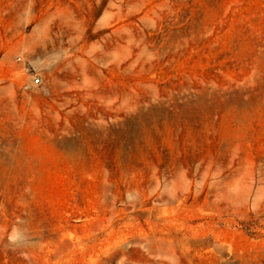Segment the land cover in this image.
I'll use <instances>...</instances> for the list:
<instances>
[{
	"label": "rangeland",
	"instance_id": "rangeland-1",
	"mask_svg": "<svg viewBox=\"0 0 264 264\" xmlns=\"http://www.w3.org/2000/svg\"><path fill=\"white\" fill-rule=\"evenodd\" d=\"M0 264H264V0H0Z\"/></svg>",
	"mask_w": 264,
	"mask_h": 264
},
{
	"label": "built area",
	"instance_id": "built-area-1",
	"mask_svg": "<svg viewBox=\"0 0 264 264\" xmlns=\"http://www.w3.org/2000/svg\"><path fill=\"white\" fill-rule=\"evenodd\" d=\"M19 60H21V57H19ZM34 84H35V85H40V84H42V81H41V79H40L39 76H35V77H34Z\"/></svg>",
	"mask_w": 264,
	"mask_h": 264
}]
</instances>
